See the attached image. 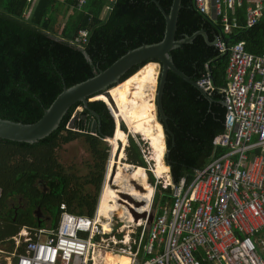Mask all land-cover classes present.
Here are the masks:
<instances>
[{"label": "trees", "instance_id": "obj_1", "mask_svg": "<svg viewBox=\"0 0 264 264\" xmlns=\"http://www.w3.org/2000/svg\"><path fill=\"white\" fill-rule=\"evenodd\" d=\"M154 1L166 14L169 12L172 0H116L109 15L100 20L104 0H87L80 10L76 9L75 0H35L33 5L28 0H0V119L33 124L64 87L70 88L95 76L128 51L160 42L165 22ZM229 17V21H234L241 29L224 33L220 19L211 21L196 10L193 0H181L175 40L196 35L190 43L172 50L169 56L175 68L194 83L208 73L214 92L210 96L202 94L172 72H167L161 96L165 121L160 123L167 149L165 163L174 185L181 180L190 184L196 170L223 153L214 148L213 140L224 132L226 111L219 90L226 85L227 56L218 53L212 46L213 41L218 36L230 44L243 42L244 50L254 56H259L264 47V15L257 24L245 29L244 6L230 12ZM85 29L89 32L88 41L78 48L75 45L78 31ZM140 67L129 69L120 77V83ZM155 72L151 70L143 82L145 88L138 94L135 104L128 108L140 107L142 114L147 115L136 128L146 133L157 147L164 139L159 124L142 125L153 120V106L143 102L150 97ZM96 99L107 103L114 119L120 120L104 96ZM75 107L70 108L56 130L34 144L0 140V245L7 240L11 248L10 239L23 228H45V217L50 218V227L54 229L61 206L68 214L93 216L108 158V154L104 156L107 150H100L99 144L102 138L112 136L114 122L105 104L95 101L89 103L88 108L98 119L83 109L80 116L85 119L77 118L72 130L65 129L67 117ZM92 122H99V131L95 126L93 134L89 132ZM121 129L124 130L122 126ZM126 134L127 130L126 133L115 130L109 142L120 141L123 145ZM75 141H83L91 156L86 165L87 173L78 177L71 175L57 157L62 146ZM124 153L126 164L146 169L140 143L130 136ZM163 153L164 147H159V167ZM148 180L154 184L150 173ZM128 182L113 187V192L141 199L147 206L153 187L149 185L139 193ZM19 200L16 206L22 209H17L13 222L10 203L15 205ZM167 202L170 203V190H162L158 185L152 209L159 213L158 208L166 206ZM37 208L42 215L41 221L35 218ZM123 222L132 223L128 214ZM115 256L108 255L106 259ZM105 264L128 263L124 257L117 256Z\"/></svg>", "mask_w": 264, "mask_h": 264}, {"label": "built area", "instance_id": "obj_2", "mask_svg": "<svg viewBox=\"0 0 264 264\" xmlns=\"http://www.w3.org/2000/svg\"><path fill=\"white\" fill-rule=\"evenodd\" d=\"M86 2L75 0L76 9ZM115 2L104 0L100 20ZM193 5L211 21L220 19L224 33L241 29L229 21L235 9L244 6V29L264 15V0H193ZM88 37L87 29L78 31L75 45L81 48ZM212 46L227 56L226 85L219 90L224 132L213 140L223 153L196 170L188 185L184 180L174 185L170 177L160 185L155 178L146 215L158 185L170 190V203L159 213L153 210L149 224L145 218L127 225L112 213L104 218L97 207L91 218L76 216L61 206L54 229L24 228L11 248H0V264H102L104 247L128 256L129 264H264V47L254 56L243 42L230 44L218 36ZM196 85L207 96L214 92L208 73ZM144 171L149 182V169Z\"/></svg>", "mask_w": 264, "mask_h": 264}, {"label": "water", "instance_id": "obj_3", "mask_svg": "<svg viewBox=\"0 0 264 264\" xmlns=\"http://www.w3.org/2000/svg\"><path fill=\"white\" fill-rule=\"evenodd\" d=\"M154 3L161 12L165 22L164 34L160 42L153 45H142L134 50L128 51L125 55H123L122 57L117 59L114 63H112L108 68H106L103 71H99L95 76L85 80L84 82L76 84L70 88L64 87L62 92L54 99V101L50 104V106L43 111L41 118L33 124L24 125L21 123H14L0 119V140L34 144L37 141L47 137L54 130H56L59 127L63 117L74 105L80 107L82 110L84 109L88 111L91 115H93L96 119H98L97 115L94 112L90 111L88 108V104L95 101H102L107 107V110L114 122L113 134L116 128L122 131L121 126L123 124H121V122H119L118 124L115 123V119L108 104L105 103L103 100H98L94 98L99 96H104V98L107 99V102L109 104H112V101L110 100V97L107 93L114 86H118L119 84H121L119 81L120 77L123 76L129 69H131L134 66L141 65V67L138 69L139 71L144 66L151 63L156 64L158 68V78L156 80V92H155V101H154V106H155L154 108L156 109L155 121L161 127L162 133L164 135V130L160 123V121L162 122L165 121V116L163 114L161 107V96H162V90L165 84L167 72L168 71L172 72L184 82L197 88L196 83L192 82L189 78H187L185 75H183L175 68L171 60V57L169 56V53L174 49L180 48L184 44L190 43L196 34L190 37H185L182 40H175L176 23H177L178 12L181 8V0H172L169 12L167 14L160 8L157 2L154 1ZM69 122L70 119L68 120V123ZM95 126H97V130L99 131V122L92 124L90 130L92 134L95 131ZM122 132L124 133V131ZM126 135L127 137H126L125 145L122 146L119 142L117 150L113 155V160L115 162L119 160V156L121 153L124 157V150L125 147H127L128 145V137H129V134ZM112 136L104 137L102 138V140L107 141V139H111ZM166 156H167V149L165 145V135H164V153L162 156V162L165 166H166L165 163ZM106 170H107V165L105 167V173ZM115 170H116L115 167L111 169L107 183L109 184L112 183L111 180L114 176ZM105 173H104V179H105ZM135 188L137 190L142 191V188L136 184H135ZM120 197L124 198V200H126L134 208H138L143 204L142 202H138L127 195H121ZM129 213L132 216L133 221L135 223L139 219L141 220L146 218L147 223L149 224L153 218L152 211L149 212L148 215H146L145 212L139 213L136 212L134 209L129 208ZM34 214H35V218L38 219V221H41L42 215L38 208ZM47 221L50 222V218H47Z\"/></svg>", "mask_w": 264, "mask_h": 264}, {"label": "bare ground", "instance_id": "obj_4", "mask_svg": "<svg viewBox=\"0 0 264 264\" xmlns=\"http://www.w3.org/2000/svg\"><path fill=\"white\" fill-rule=\"evenodd\" d=\"M147 65L144 66L142 69H140L137 73L133 74L130 79L128 78L127 80H125L124 82L119 84L118 86L111 88L107 93L110 97V100L112 101L115 112L119 116L120 120L123 122L122 124H124V126L126 127L127 133L129 135L130 134L136 135V132H137L136 124L142 122L145 119L142 116V111L140 110L139 107L128 108V107H132L135 104V99L132 96L139 91V88L142 85V83L144 82L145 78H147L151 74V70L155 71L156 69H158L156 64L151 63V64H147ZM151 78H152V76H151ZM155 78H156V73L153 75V78L151 81L150 97L146 98L144 101V104L148 105V106H153V103H154L153 99H154V93H155ZM120 120L117 117L115 119V123L118 124L120 122ZM145 123L150 125V126L157 124V122L154 120L145 121L142 125H144ZM115 130H118V129L116 128ZM138 130H139L140 134L143 133L140 128H138ZM112 138H113V136H112ZM140 138L142 141H145L149 146L150 154L148 155V157H149V161L153 164V167L151 169H152V173L154 175V178L163 179L165 182H167L168 181V168L163 164V162H162L161 167H159V163H158V148L164 147V139H162L161 141L158 142L157 147H155L152 144V146H151L152 148H151L150 147L151 141L145 134H142L140 136ZM109 140L110 139H107V142H109ZM119 142L120 141H117V143H115V142H109V143L115 144L118 147ZM120 144H121V142H120ZM113 167H115V166H113ZM111 169H112V164H107V170L105 173V181H108V179H109L108 176H109V172ZM140 173H141V171L137 172L138 175H140ZM141 180H142V183L145 184V180L143 179L142 176H141ZM133 181L136 184H138L142 188L143 191L145 190L146 187L142 186V184L140 182H137L135 180H133ZM111 184L114 187L115 184L114 183H111ZM111 190L113 191V189L109 187V183L104 182L102 192L100 193V198H99V201L97 204V214L99 216L104 217V218H110L111 213H116L117 215H119V218L123 221L125 214L129 215V213L126 210L125 211L122 209L120 210L117 207L116 201L118 199V195H117V193L112 192ZM152 195H153V193H152ZM150 200H149V204H150ZM124 207L127 208V206H125V205H124ZM148 209H149V205H148L147 209L145 210V212ZM139 213H141V212H139ZM130 218H131V216H130ZM131 220H132V218H131ZM132 222H134V221L132 220ZM104 228H106V227L104 226ZM102 249L104 252L102 264H105L107 262L108 263L111 262V260H113V258H116L117 256L124 257L127 260V263L129 264L128 256L123 255V254L122 255L115 254V253L109 251V249H107L106 247H104ZM113 254H115L116 256L113 257L111 260L106 259L108 255L112 256Z\"/></svg>", "mask_w": 264, "mask_h": 264}, {"label": "rangeland", "instance_id": "obj_5", "mask_svg": "<svg viewBox=\"0 0 264 264\" xmlns=\"http://www.w3.org/2000/svg\"><path fill=\"white\" fill-rule=\"evenodd\" d=\"M155 71H156L155 72L156 73V78L155 79L157 80V78H158V69H156ZM155 92H156V88H155ZM94 99H96V98H94ZM153 100L155 101V93H154V99ZM143 104H144V102H143ZM111 105H113V104H111ZM146 106H148V105H146ZM154 107L155 106H154V103H153V108ZM155 110L156 109L154 108V115L152 116V118H153L154 121H155ZM82 111L83 110L80 107L76 106L71 111V113H69V115L67 117V121L64 124V128L65 129L72 130L73 128H71V127L73 125V121L75 119H77V118H80V114H81ZM142 115H143V117L145 119L147 118L146 117L147 115H145L144 112H143ZM69 119H70V122L68 123V120ZM121 124H122V122H121ZM122 127L124 129H126L124 127V125H122ZM125 133H126V130H125ZM142 134H145L146 135V133H142ZM142 134L139 133V130L137 128L136 135H131L130 134L129 136L135 142H139L140 143L141 154H142V157H143L144 161L147 163L146 164V169H149V173H150V170H152L151 168L153 167V164L149 161V157H148V155L150 154V149H149L148 144L145 141H142L141 140L140 136ZM125 142H124V144L122 146L125 145ZM151 146H152V142H150V147ZM99 148H100V150H107L106 152H104V156L108 154V158L106 160L105 167H106L107 164H112V168H113V166L116 167V170H115L116 173H115L114 179L112 180V183L115 184L114 186H117L118 184L120 185V184H122V183H124L126 181H131V180L133 181V180H135L137 182H140L144 187H149L148 184H150V183L147 182V175L145 174L144 169L141 168V167H135V166L132 167L130 165H127L125 163V160H126L125 153H124V157H123L122 153L120 154L119 160L117 162H115L113 160V155H114V152L116 151V148H117L116 145L114 146V144L109 143L106 140H101V142L99 144ZM57 157L59 159V163L61 165H63V167L66 170H68L71 175H74V176H77V177L78 176H83V175H85L87 173L86 165L88 164L87 162H89V159L91 158V156H90V154L88 152V149L86 148V146H85V144H84L83 141H75V142H72V143H70L68 145L62 146L57 151ZM140 171H141V173H140V175H138L137 172H140ZM141 176L143 177V179L148 184L146 182H145V184L142 183ZM168 179H170L169 178V174H168ZM105 182L107 183V181H105ZM103 183H104V181H103ZM159 183H160V185H164V180L163 179L159 180ZM102 188H103V184H102L100 193L102 192ZM99 198H100V194H99V197H98V201H99ZM98 201H97V204H98ZM123 201H126V200L123 199ZM96 207H97V205H96ZM152 211H153V209H152ZM112 215H113V217L114 216H117L116 213H112ZM44 220H47V218H45ZM123 225H124V223H123ZM22 230L23 229H21L18 233L19 234L22 233ZM124 230H125V228H124ZM12 238L10 239L11 241H12ZM9 245L10 244L7 243V240H6V242L3 245L2 244L0 245V248L9 249L10 248ZM96 259L99 261V257H96Z\"/></svg>", "mask_w": 264, "mask_h": 264}, {"label": "flooded vegetation", "instance_id": "obj_6", "mask_svg": "<svg viewBox=\"0 0 264 264\" xmlns=\"http://www.w3.org/2000/svg\"><path fill=\"white\" fill-rule=\"evenodd\" d=\"M131 78V77H130ZM129 78V79H130ZM145 88V84L144 83H142V85L140 86V88H139V91L136 93V94H134L132 97L135 99V101H137V97H138V94L140 93V92H142V90ZM120 89V88H119ZM108 111V110H107ZM109 113V112H108ZM110 115V114H109ZM80 119L81 120H84L85 119V117L84 116H80ZM88 121V120H87ZM85 122V121H84ZM92 124H93V122L91 123V125H90V128H89V132H91L90 130H91V127H92ZM125 127V126H124ZM116 168V167H115ZM116 173V172H115ZM115 173H114V176H115ZM114 176H113V178H112V180L114 179ZM121 176V175H120ZM112 180H111V182H112ZM146 182V181H145ZM130 185H132L133 186V188L136 190V191H138L139 193H142L143 192V190L142 191H140V190H137L136 188H135V182L134 181H129L128 182ZM147 183V182H146ZM148 184V183H147ZM149 185V184H148ZM109 187L110 188H112L113 189V186H112V184L110 185L109 184ZM114 190V189H113ZM117 195H118V199H117V201H116V204H117V207L121 210H126L128 213H129V207H127V208H125L124 207V205L125 206H127L126 204H127V202L126 201H123L122 199H124V198H121L120 197V195H127V194H125V193H117ZM127 196H129V195H127ZM129 197H131V196H129ZM132 199H134V200H136V201H138V202H142L143 204L141 205V206H139L138 208H136V210L138 211V212H145V210L147 209V207H148V205H149V202L147 203V206H146V202L145 201H143V200H137V199H135V198H133V197H131ZM122 201V202H121ZM20 202V200L19 201H17L16 202V204L14 205L13 203H10V205H11V207L13 208V217L11 218L12 219V221L14 222L15 221V219H16V216H17V209H22V207L20 206H16V205H18V203ZM15 206V207H14ZM134 208L132 205L130 206V208ZM146 207V209H144ZM128 209V210H127ZM115 211V210H114ZM116 212V211H115ZM129 215H130V213H129ZM131 216V215H130ZM131 218H132V216H131ZM132 220H133V218H132Z\"/></svg>", "mask_w": 264, "mask_h": 264}, {"label": "crops", "instance_id": "obj_7", "mask_svg": "<svg viewBox=\"0 0 264 264\" xmlns=\"http://www.w3.org/2000/svg\"><path fill=\"white\" fill-rule=\"evenodd\" d=\"M29 2H31V4L33 5V4H35V0H30ZM246 4H244V6H245ZM128 134V133H127ZM126 141V140H125ZM115 145V144H114ZM117 146V145H116ZM127 182V181H126ZM125 183V182H124ZM117 186H119V184L117 185ZM143 186V185H142ZM115 187V186H114ZM137 200H141V199H137ZM144 209H146V207L144 208ZM129 216V215H128ZM130 217V216H129ZM45 218H47V217H45ZM44 218V219H45ZM131 219V218H130ZM45 221V228H41V229H46V230H52L53 228H51L50 226H51V222H48L47 220H44Z\"/></svg>", "mask_w": 264, "mask_h": 264}, {"label": "clouds", "instance_id": "obj_8", "mask_svg": "<svg viewBox=\"0 0 264 264\" xmlns=\"http://www.w3.org/2000/svg\"><path fill=\"white\" fill-rule=\"evenodd\" d=\"M114 87H115V86H114ZM114 87H113V88H114ZM101 102H102V101H101ZM106 108H107V107H106ZM125 130H126V129H124V130H122V131L125 132ZM143 169H145V168H143ZM150 174H151V173H150ZM168 174H169V170H168ZM151 175H152V174H151ZM152 177H154V176H152ZM169 177H170V175H169ZM154 179H155V178H154ZM154 181H155V180H154ZM23 229H24V228H23Z\"/></svg>", "mask_w": 264, "mask_h": 264}]
</instances>
